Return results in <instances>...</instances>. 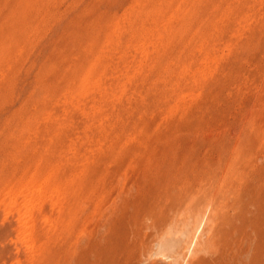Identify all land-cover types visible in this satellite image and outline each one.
<instances>
[{"label": "rangeland", "instance_id": "obj_1", "mask_svg": "<svg viewBox=\"0 0 264 264\" xmlns=\"http://www.w3.org/2000/svg\"><path fill=\"white\" fill-rule=\"evenodd\" d=\"M0 264H264V0H0Z\"/></svg>", "mask_w": 264, "mask_h": 264}, {"label": "bare ground", "instance_id": "obj_2", "mask_svg": "<svg viewBox=\"0 0 264 264\" xmlns=\"http://www.w3.org/2000/svg\"><path fill=\"white\" fill-rule=\"evenodd\" d=\"M254 218V217H253ZM245 238H247V237H245ZM250 241V240H249ZM251 244H252V242H251ZM244 245V244H243ZM248 245H250V244H248ZM254 245V244H253ZM250 247V246H249ZM236 249V248H235ZM249 249V248H248ZM247 251V250H246ZM245 252V251H244ZM215 253V252H214ZM221 255V254H220ZM243 255V254H242ZM221 260V259H220ZM217 262V261H216Z\"/></svg>", "mask_w": 264, "mask_h": 264}]
</instances>
